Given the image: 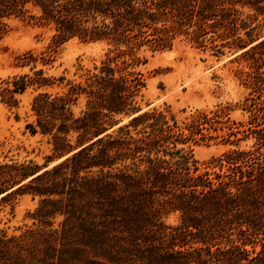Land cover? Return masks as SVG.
Here are the masks:
<instances>
[{"label":"trees","instance_id":"trees-1","mask_svg":"<svg viewBox=\"0 0 264 264\" xmlns=\"http://www.w3.org/2000/svg\"><path fill=\"white\" fill-rule=\"evenodd\" d=\"M11 17L51 31L50 53L72 39L110 48L83 82L33 99L35 120L26 127L51 138L46 163L0 161V206L12 213L19 198L37 199L28 216L36 229L0 232V264H72L85 252L126 264L138 242L158 244L148 264H264V111L245 106L255 150L229 152L201 172L191 150L179 147L200 132L198 121L178 126L167 111H143L137 97L145 83L134 70L144 47L169 49L179 36L198 46L219 40L248 61L246 101L264 95V36L255 33L264 27V0H0V32ZM25 58L33 71L39 58ZM42 74L6 89L9 105L29 86L51 85ZM117 116L127 123L118 126ZM175 213L179 223L165 224ZM73 244L81 248L67 249Z\"/></svg>","mask_w":264,"mask_h":264},{"label":"rangeland","instance_id":"rangeland-1","mask_svg":"<svg viewBox=\"0 0 264 264\" xmlns=\"http://www.w3.org/2000/svg\"><path fill=\"white\" fill-rule=\"evenodd\" d=\"M242 12L245 16L252 14L248 9ZM33 23L34 20L27 18L11 17L4 20V29L0 32V161L31 160L41 166L52 154V141L49 136L33 134L26 127L35 120L31 110L33 99L41 93L63 92L69 81L83 82L87 75L97 72L96 68L106 58L110 47L103 42L85 43L72 39L58 47L55 53H50L47 47L52 32ZM257 24H262V17L252 26ZM256 32L264 36V27ZM240 36L245 37L244 31ZM221 44L216 40L213 44L205 42L198 46L188 38L179 36L169 49L152 51L144 47L138 54L141 62L134 67L136 72L142 74L145 83L137 97L143 111L153 108L167 111L178 126L190 123L192 119L198 121L200 132L193 140H187L179 147L191 150L195 165L201 172L211 160L229 152L255 150V138L248 131L249 122L255 119L250 117L245 106L249 104L264 111V95L253 93L252 99L246 101L252 95L245 80L251 68L246 59L235 60L242 51L235 52ZM213 45H217V48H213ZM28 53L39 58L33 71L31 68L34 64L25 58ZM48 53L52 54L51 58ZM42 58L49 60L44 64ZM38 70H42V76L52 84L44 88L29 86L24 92L15 94L12 105H9L11 99L6 89H13L22 76L33 77ZM61 77L64 81L59 80ZM84 103L80 98L73 107L74 111H81ZM115 120H121L120 126L127 123L128 118L117 116ZM197 131L193 129V132ZM259 150L264 155V147ZM57 161L51 162V166ZM190 167L194 168L192 165ZM36 205L37 199L32 200L30 196L19 198L12 213L9 204L1 205L0 232L7 236H18L27 229H36L37 226L28 217ZM61 220L62 217L57 218L54 227ZM178 223L177 213L165 219L167 225L175 226ZM40 240H45V236ZM51 244L54 245V242ZM152 244L138 242L133 247L135 257L122 260H129L126 264H148L150 255L159 253L158 244ZM43 245L45 247L40 244L39 250L46 249L47 243ZM77 247L81 248L73 244L67 249ZM56 248H60V245L56 244ZM42 257L45 258L41 252H37L34 258L41 260ZM72 264L113 263L85 252Z\"/></svg>","mask_w":264,"mask_h":264}]
</instances>
